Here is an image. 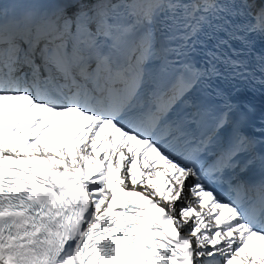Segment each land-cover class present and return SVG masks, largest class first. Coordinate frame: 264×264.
Returning <instances> with one entry per match:
<instances>
[{
	"label": "snow or ice",
	"instance_id": "obj_1",
	"mask_svg": "<svg viewBox=\"0 0 264 264\" xmlns=\"http://www.w3.org/2000/svg\"><path fill=\"white\" fill-rule=\"evenodd\" d=\"M0 264H264V0H0Z\"/></svg>",
	"mask_w": 264,
	"mask_h": 264
}]
</instances>
